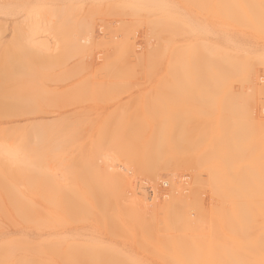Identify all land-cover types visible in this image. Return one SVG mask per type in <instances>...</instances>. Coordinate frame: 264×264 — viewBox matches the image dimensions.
<instances>
[{
  "label": "rangeland",
  "instance_id": "1",
  "mask_svg": "<svg viewBox=\"0 0 264 264\" xmlns=\"http://www.w3.org/2000/svg\"><path fill=\"white\" fill-rule=\"evenodd\" d=\"M246 4L252 6L251 2ZM221 5V0H0V80H3L0 81V146L2 150L8 148H5L8 152L11 149V157L5 152L4 159L9 156L7 160H3L4 152L0 150V205L5 206H0L2 236L22 231L26 242L32 244L36 239L41 240L39 234H55L59 239L80 231L84 235L80 237L82 240L96 236L147 263L163 264L147 248L158 242L157 236L170 232L164 220L176 199L187 201L201 196V205L204 204V209L198 211L204 212L201 216L197 215L194 201H187L191 202L188 220H193L198 228L210 231L213 222L220 227L218 231L227 227L210 212V207H215L222 198L217 187L227 188L224 201L230 204L239 196L236 184L244 183L254 189L256 169L264 166L263 155L257 154L258 141H264V31L256 33L235 21L225 22L228 20L221 16ZM225 29L234 37L219 42L216 39ZM209 56H215L225 68L221 81L210 86L206 84ZM20 63L29 66L27 72L26 66L21 68ZM187 69L189 73L185 75L183 71ZM251 77L256 85L246 91L244 84ZM26 93L32 96L29 98ZM246 94L249 102L244 100ZM23 95L26 100L21 101L25 98ZM201 119H208L214 128L224 124L222 142L227 149L233 148L231 163L223 164V179L220 172L213 178L220 170L218 165L209 166L208 170L195 162L193 146L183 139L184 135L199 131L195 124ZM169 136L178 139L170 138L168 144ZM243 139L245 143L239 145ZM234 140L239 145L235 148L230 145ZM190 142L197 144L200 139L194 136ZM31 151L37 153L32 156L35 160L30 159ZM212 157L217 160L220 154L214 151ZM20 160L26 161L23 164ZM27 160L33 161L29 165ZM63 173L68 175L64 177ZM106 189L111 191L114 200L124 205L114 206L118 211L125 214L131 210L130 215L138 217L139 222H153L152 233L142 231L132 236L125 227L120 234L112 235L100 221L92 218L76 221L81 213L79 203L87 200L98 203L103 200ZM126 205L132 209H122ZM257 234L262 235L260 240L264 242V224ZM231 242L234 244L235 240ZM54 243L58 252L66 244L61 240ZM21 254L19 248L12 251L17 258Z\"/></svg>",
  "mask_w": 264,
  "mask_h": 264
},
{
  "label": "bare ground",
  "instance_id": "2",
  "mask_svg": "<svg viewBox=\"0 0 264 264\" xmlns=\"http://www.w3.org/2000/svg\"><path fill=\"white\" fill-rule=\"evenodd\" d=\"M199 1V0H198ZM208 0H205V2ZM218 1V0H217ZM222 1V5H221V16L223 18V20H228L225 22H230V21H235L236 23H239V25L242 26H246L251 28L252 30H254L256 33H260L262 31H264V0H221ZM189 2V1H188ZM246 2H251L250 6H247ZM190 3V2H189ZM126 4V2H125ZM212 7V6H211ZM61 13V12H60ZM212 13V10H211ZM37 14V13H36ZM194 14V13H193ZM220 14V13H219ZM197 15V13H196ZM199 15V14H198ZM197 15V17H198ZM203 15V14H202ZM210 15V13H209ZM218 15V14H217ZM216 15V16H217ZM35 17V16H34ZM29 18V17H28ZM34 20V18H33ZM37 20V19H36ZM39 23V22H38ZM97 24V23H96ZM200 24V23H199ZM204 24V22H203ZM43 25V24H42ZM31 26V25H30ZM228 26V25H227ZM26 27V26H25ZM35 27V26H34ZM198 27V26H197ZM196 27V28H197ZM200 27V26H199ZM203 27V26H202ZM208 27V26H207ZM194 28V27H193ZM192 30V29H191ZM205 30V29H204ZM214 31V30H213ZM224 32L219 33L218 38L216 40H224V42L228 39H231L234 37L233 33H231V31L228 30H223ZM22 32V31H21ZM212 32V31H211ZM236 33V32H235ZM122 34V33H121ZM27 36V34H25ZM36 35V34H35ZM29 37V36H28ZM118 37V36H117ZM30 39V38H29ZM28 40V39H27ZM20 41V40H19ZM26 41V40H25ZM32 41V40H31ZM16 42V41H15ZM206 42V41H205ZM220 42V41H219ZM24 43V42H23ZM208 44V43H207ZM20 45V44H19ZM33 45V44H32ZM42 45V43H41ZM195 45V44H194ZM17 47L18 44L16 45ZM30 47V45H28ZM163 46V45H162ZM196 46V45H195ZM203 46V44H202ZM10 47V46H9ZM22 47V46H21ZM33 46L30 47V49ZM111 47V46H110ZM232 47V46H231ZM8 48V47H7ZM43 48V47H42ZM160 48V47H158ZM190 48H192L190 46ZM200 48V47H199ZM216 48V46H213V49ZM218 48V45H217ZM28 49V48H27ZM32 49H35L34 47ZM37 49V48H36ZM45 49V48H44ZM198 49V48H197ZM206 49V48H205ZM211 49V50H213ZM4 50V49H2ZM7 50V49H6ZM10 50V49H9ZM38 50V49H37ZM36 50V51H37ZM42 50V49H40ZM238 50V49H236ZM27 51V50H26ZM31 51V50H30ZM3 52V51H2ZM14 51H12L13 53ZM18 52V51H17ZM39 52V51H37ZM44 52V51H43ZM178 52V51H177ZM5 52H3L4 54ZM35 53V52H34ZM15 54V53H14ZM41 54V52H40ZM43 54V53H42ZM13 56V54H12ZM26 56L28 57V54H26ZM25 56V57H26ZM220 56V54H219ZM229 57V56H228ZM232 57V56H231ZM15 58V57H14ZM17 58V56H16ZM37 58V57H36ZM39 58V56H38ZM44 58V57H43ZM155 58V57H154ZM175 58V57H174ZM173 58V59H174ZM13 59V58H12ZM23 59V58H22ZM33 59V58H32ZM177 59V57H176ZM20 60V59H19ZM34 60V59H33ZM38 62L39 59H36ZM45 60V59H44ZM175 60V59H174ZM173 60V61H174ZM4 61V60H3ZM15 60H13L14 62ZM92 61V60H91ZM184 61V60H183ZM12 62V64H13ZM16 62V61H15ZM41 62V61H40ZM43 62V60H42ZM41 62V63H42ZM172 62V61H171ZM219 61L217 60V58H215V56H209L208 60H207V67L209 70L207 71L206 76L209 78L208 79V83H206L207 85H209L210 83L216 84L217 82L221 81L220 75L224 72L225 68H223L224 66H222L221 64L218 63ZM2 63V62H1ZM0 63V64H1ZM32 63V62H31ZM29 64L30 66L32 64ZM34 63V61H33ZM44 63V62H43ZM138 63V62H137ZM136 63V64H137ZM18 64V63H17ZM24 64V63H23ZM35 64V63H34ZM185 66L186 64L183 63ZM222 64L224 65V62H222ZM4 65V64H2ZM15 65V63H14ZM20 67H25L24 65L22 66V64H19ZM40 65V63H39ZM94 65V64H93ZM9 66V64H8ZM12 66V65H11ZM18 66V65H17ZM33 66V65H32ZM204 66V65H203ZM2 67V66H1ZM26 66V72L28 71ZM8 68V67H6ZM10 68V67H9ZM38 68V67H37ZM40 68V67H39ZM214 68V69H213ZM30 69V68H29ZM238 69V67H237ZM211 70V71H210ZM3 71H5L3 69ZM19 71L24 72V70L22 71L21 69H19ZM18 71V72H19ZM30 72H32L31 70H29ZM35 71V68L34 70ZM183 71V70H182ZM12 72V71H11ZM186 74H188V69L183 71ZM210 72L214 73L213 77L210 76ZM1 73V72H0ZM4 72H2L3 74ZM7 73L10 74V72L7 71ZM29 73V72H28ZM192 74V73H191ZM5 75V74H4ZM2 75V77L4 76ZM22 75V74H21ZM25 75V72H24ZM28 75V74H27ZM228 75V73H227ZM6 77V75L4 76ZM3 77V78H4ZM12 77V76H10ZM164 77V76H163ZM166 77V76H165ZM198 79H200L198 77V75L196 76ZM206 77V78H207ZM229 77V76H227ZM1 78V76H0ZM7 78H8V74H7ZM13 78V77H12ZM34 78V77H33ZM220 78V79H219ZM254 77H251V79L249 81H246V83L244 84V90L249 91L252 88L255 87V79H252ZM256 78V77H255ZM196 79V78H195ZM13 80V79H12ZM18 80V79H16ZM31 80V79H30ZM29 80V81H30ZM226 80V79H224ZM1 81V80H0ZM3 81V80H2ZM1 81V82H2ZM7 81V79L5 80ZM22 81V80H21ZM27 81V80H26ZM32 81V80H31ZM210 81V82H209ZM19 83V81H17ZM39 82V81H38ZM159 83V81H158ZM183 83V82H182ZM8 84V83H7ZM13 84V83H12ZM11 84V85H12ZM17 84V83H16ZM1 85V84H0ZM21 86V85H20ZM210 86V85H209ZM18 87V86H17ZM24 87V85H23ZM222 87V86H221ZM2 88L3 85H2ZM189 88V87H188ZM191 88V87H190ZM229 88V87H227ZM12 89V88H11ZM14 89V88H13ZM29 89V88H28ZM189 90V89H188ZM221 91L223 90L222 88L220 89ZM14 91V90H12ZM26 91V90H25ZM28 91V90H27ZM220 91V92H221ZM3 92V91H2ZM9 92V91H8ZM33 92V90H32ZM14 93V92H13ZM18 93L19 89H18ZM9 94V93H8ZM34 94V93H33ZM13 95V94H12ZM26 95H28L26 93ZM26 95H23V97H25ZM32 96V94H29ZM28 95V96H29ZM8 96V95H7ZM29 96V98L31 97ZM247 94L244 96V100H246L247 102H249L248 97H246ZM16 97V96H15ZM20 98V96H18ZM9 98V97H8ZM34 98V97H33ZM196 98V97H195ZM199 98V97H198ZM221 98V97H220ZM4 99V98H2ZM14 101V98H12ZM18 99V98H16ZM26 100V97L21 99L22 100ZM158 99V98H157ZM1 100V99H0ZM5 100V99H4ZM31 101L33 100L32 98L30 99ZM35 100V98H34ZM33 100V102H34ZM161 100V99H160ZM12 101V102H13ZM31 101H28V103H30ZM24 102V101H23ZM136 102V101H135ZM153 102V101H152ZM156 102V101H155ZM161 102V101H160ZM222 102V101H221ZM246 102V103H247ZM11 103V102H10ZM22 103V102H21ZM159 103V102H158ZM166 103V102H165ZM182 103V102H181ZM180 103V104H181ZM197 103V102H196ZM195 103V105H196ZM1 104V103H0ZM13 104V103H12ZM17 104V103H16ZM33 104V103H31ZM30 104V105H31ZM153 104V103H152ZM157 104V103H156ZM164 104V103H162ZM168 104V103H167ZM223 104V102H222ZM5 105V104H4ZM21 105V104H20ZM160 105V104H159ZM228 105V104H227ZM7 106V104H6ZM5 106V107H6ZM176 106V105H175ZM186 106V105H185ZM1 107V106H0ZM12 107V106H10ZM177 107V106H176ZM195 107V106H194ZM206 107V106H205ZM16 108V107H14ZM29 108V107H28ZM189 108V107H188ZM186 108V109H188ZM208 108V107H207ZM224 108V107H223ZM8 109H10L8 107ZM175 109V108H174ZM220 109H222V106H220ZM11 110V109H10ZM8 110V111H10ZM182 110V109H181ZM193 110V109H192ZM207 110V109H206ZM210 110V109H208ZM216 110V109H215ZM2 111V110H1ZM125 111V110H124ZM264 111V110H263ZM7 112V111H6ZM141 112V111H140ZM187 112V111H186ZM191 112V111H190ZM124 113V112H123ZM169 113V112H168ZM209 113H212L211 111ZM122 114V113H121ZM120 114V115H121ZM160 114V112H159ZM170 114V113H169ZM217 115V114H215ZM215 115H213L215 117ZM191 116V115H190ZM197 116V115H196ZM185 117V116H184ZM127 118V117H126ZM148 118H151L150 116ZM187 118V117H186ZM185 118V119H186ZM134 119L131 120V122H133ZM138 120V119H136ZM154 120V119H153ZM164 122V121H163ZM177 122V121H176ZM182 122V121H181ZM178 124V123H177ZM180 124V123H179ZM218 124V122H217ZM173 125V124H172ZM193 125V124H191ZM129 126V125H128ZM188 126V125H187ZM125 127V126H124ZM146 127V126H145ZM189 127V126H188ZM123 128V126L121 127ZM195 128H200L199 131H197L194 134H189V135H184L183 139L184 141L188 142L191 144V146H193V159L195 162H200L202 163V165L204 167H207V169L209 168V166L212 165H218L217 169H220L217 174L215 175V177H213L214 179L217 177V175L219 174V172L221 173V177L223 179V177H225V166L223 164L225 163H231L232 160V153L231 151L233 150V148H228L227 146L224 145V137L222 134V132L224 131V124H220L217 125L215 128L212 127V122L208 121V119H201L198 122H196L195 124ZM189 129V128H188ZM6 130V129H5ZM63 130V129H62ZM160 130V129H159ZM171 130V129H170ZM34 131V130H33ZM42 131V130H41ZM46 131V129H45ZM56 131V130H55ZM61 131V130H60ZM128 131V130H127ZM143 131V130H142ZM188 131V130H187ZM200 131L202 133H200ZM5 132V131H4ZM3 132V133H4ZM40 132V131H39ZM44 132V131H43ZM48 132V131H47ZM169 132V131H168ZM0 133H2V131L0 130ZM8 133H12V130H8ZM7 133V134H8ZM45 133V132H44ZM71 133V132H70ZM156 133V132H155ZM180 133V132H179ZM4 134V135H7ZM162 134V133H161ZM32 135V134H31ZM48 135V134H47ZM156 135V134H155ZM154 135V136H155ZM17 136V135H16ZM194 136H198L200 139V143H194V142H190ZM7 137V136H6ZM19 137V136H18ZM46 137V136H45ZM43 137V138H45ZM67 137V136H66ZM176 137V136H175ZM43 138L42 141H43ZM98 138V137H97ZM100 138V137H99ZM170 138H174V137H170L168 138V144L171 142ZM39 139V138H38ZM68 139V137H67ZM178 138H174V141H176ZM242 139V138H241ZM16 140V139H15ZM92 140V139H91ZM109 140V139H108ZM156 140V139H155ZM19 141V140H18ZM41 141V140H40ZM58 141V140H56ZM96 141V140H95ZM223 141V142H222ZM64 142V141H63ZM97 142V141H96ZM110 142V140H109ZM238 142V141H237ZM249 142V141H248ZM258 149L259 151H257V154L263 155L264 157V141H258ZM95 143V142H94ZM103 143V142H102ZM105 143V142H104ZM233 145L230 144L231 146H233L234 148L239 146L241 143V145H243L244 139L239 141V145L236 144L235 140L232 141ZM33 143H31L32 145ZM119 144V143H118ZM30 145V144H29ZM28 145V146H29ZM48 145V144H47ZM63 145V144H62ZM61 145V147H62ZM137 145V144H136ZM5 146V145H4ZM16 146V145H15ZM46 146V145H45ZM50 146V145H49ZM99 146V145H98ZM167 146V145H166ZM244 146H249V145H244ZM2 147V145L0 146ZM21 147V146H20ZM32 147V146H31ZM34 147V146H33ZM41 147V146H40ZM57 147V146H56ZM65 147V146H64ZM251 147V146H250ZM253 147V146H252ZM251 147V148H252ZM6 148V147H5ZM4 150H8V148H6ZM47 148V147H46ZM2 148H0V150H2ZM19 151L22 148H17ZM33 149V148H32ZM39 149V148H38ZM43 149V147H42ZM52 149V148H50ZM55 149V148H54ZM94 148L92 147V150ZM115 149V148H114ZM2 150L4 153L7 152L9 153L11 149H9V152L6 150L4 151ZM17 150V151H18ZM44 150V149H43ZM58 150V149H57ZM173 150V149H172ZM23 151V150H22ZM25 151V150H24ZM23 151V152H24ZM33 151V150H32ZM31 151V152H32ZM36 151H37V147H36ZM45 151V150H44ZM48 153L51 151L47 150ZM91 151V150H90ZM89 151V152H90ZM95 151V150H93ZM215 151L216 154H220V158H217V160H214V157H212V153ZM12 152V151H11ZM23 152H20L23 154ZM27 152V151H26ZM52 152V151H51ZM112 152V151H111ZM121 152V151H120ZM171 152V151H170ZM254 153H256V151L253 150ZM3 153V160H7L4 159V155H6L7 153L4 154ZM28 153V152H27ZM33 154L30 156V159H33L32 156L34 157V153H36L35 151L32 152ZM38 153V151H37ZM37 153L35 155H37ZM64 153V152H63ZM2 154V153H0ZM21 154V155H22ZM26 154V153H25ZM52 154V153H51ZM57 154V153H56ZM230 154V155H229ZM240 155V153H238ZM237 154V155H238ZM10 155V153L8 154ZM42 155V153H41ZM55 156V155H52ZM93 156V155H92ZM11 157V155H10ZM14 157V156H13ZM28 157V156H27ZM26 157V159H27ZM228 158L230 159L229 162L227 161ZM20 159V158H19ZM18 159V160H19ZM36 159V158H35ZM33 159V160H35ZM216 159V158H215ZM17 160V159H16ZM32 160V161H33ZM219 160V161H218ZM263 160V159H262ZM0 161L1 157H0ZM22 160L19 161V163ZM26 161V160H25ZM21 162L24 164V162ZM29 161V160H27ZM31 161V162H32ZM37 161V160H36ZM35 161V162H36ZM68 161V160H67ZM90 161V160H88ZM86 160V162H88ZM92 161V160H91ZM13 162V161H12ZM30 161L28 162L29 165L31 163ZM173 162V161H172ZM8 163V162H7ZM92 163V162H91ZM171 163V162H170ZM217 163V164H216ZM1 164V163H0ZM4 164V163H3ZM2 164V165H3ZM12 164V163H11ZM27 164V162H26ZM63 164V163H62ZM78 164V163H77ZM97 164V163H96ZM9 165V163H8ZM28 165V166H29ZM33 165V164H31ZM34 165H36V163H34ZM30 166V167H34L35 166ZM38 165V164H37ZM84 165V164H83ZM18 166V165H17ZM16 166V167H17ZM39 166V165H38ZM80 166V164H79ZM4 167V165H3ZM1 167V168H3ZM73 167V168H72ZM70 171L74 170L75 166H72ZM83 167V166H82ZM221 167L223 169H221ZM236 167V166H235ZM23 168V167H20ZM78 168V167H77ZM85 168V167H84ZM239 168V167H238ZM7 169V168H6ZM12 169V168H11ZM19 169V168H18ZM27 169V168H26ZM41 169V167H40ZM47 169V168H46ZM81 169V167H80ZM108 169V168H107ZM8 170V169H7ZM28 170V169H27ZM26 170V171H27ZM36 170V169H35ZM64 170V169H62ZM68 170V169H67ZM209 170V169H208ZM232 173L234 172V169H231ZM16 171V170H15ZM14 171V172H15ZM21 171V170H20ZM23 171H25L23 169ZM109 171V170H108ZM107 171V172H108ZM9 172V170H8ZM12 172V171H11ZM13 172V173H14ZM19 172V171H18ZM29 172V171H28ZM47 172V170L45 171ZM66 172V171H65ZM37 173V172H36ZM49 173V172H48ZM51 173V172H50ZM53 173V172H52ZM51 173V175H52ZM59 173V172H58ZM61 173V171H60ZM70 173V172H69ZM179 173V172H178ZM2 174V173H1ZM65 174L64 177H66L68 174L67 173H63ZM67 174V175H66ZM71 174V173H70ZM81 174V173H80ZM99 174V173H98ZM9 175V174H8ZM38 175V174H37ZM62 175V173L60 174ZM97 175V174H96ZM240 175V174H239ZM256 178H257V183L254 186V189L252 190L248 185L244 184V183H238L236 185H238L239 188V196H236V199H232L230 204H226V201H224V191L227 194V188H225L223 185H219V187H217V190L221 193H217L219 194V197L222 198L219 199L218 204L215 207H212L214 205H212L211 208V213L218 216L219 219L222 221L223 224H225L227 227H225V229L219 230L218 225L215 224L213 222V219L209 216L208 219L211 218V222H213L212 225H214L213 229H211L210 231H207L206 229H204L203 227H199L198 225L196 226V223L193 220H188V216H189V211L187 210L189 207V204L191 205V202H193L195 209L197 210V213H199L198 211L204 206V204L201 205L200 201L201 196H195V197H191L194 199L189 198V200H192L191 202H188L189 200L186 201V199L184 198H178L174 201V205H171V207L169 208V210L167 211V215H165L166 219L164 220L165 224L169 227L170 232H168L167 235H164L161 237H156L157 238V243L153 246H151V248H147V251H149L151 253V251H153L154 254L158 255L163 264H264V242H262L260 239L262 238V235H258L257 232H259L260 226L262 224H264V166H259L256 169ZM1 175V178L5 177ZM16 176V175H15ZM57 176V175H56ZM80 176V175H79ZM12 177V176H10ZM46 177V176H45ZM55 177V175H54ZM92 177V176H90ZM212 177V176H211ZM220 177V176H219ZM6 178V177H5ZM13 178V177H12ZM22 178V177H21ZM43 178V177H42ZM61 178V180L63 177H59ZM93 178V177H92ZM75 179V178H74ZM112 179V178H111ZM1 180V179H0ZM5 181V179H2ZM7 180V179H6ZM19 180H21L19 178ZM18 180V181H19ZM57 180V179H56ZM60 180V181H61ZM95 180V178H94ZM213 180V179H212ZM27 181V180H26ZM59 181V182H60ZM81 181V180H80ZM84 181V180H83ZM219 181V180H218ZM8 182V181H7ZM16 182V181H15ZM31 182V181H30ZM184 182V181H183ZM221 182V181H220ZM251 182V181H250ZM2 183V182H1ZM10 183V182H9ZM84 183V182H83ZM87 183V182H86ZM222 183V182H221ZM12 184V183H11ZM62 185H64L63 183H61ZM85 184V183H84ZM217 184V183H216ZM89 185V184H88ZM235 184H233V186H236ZM64 186H67L64 185ZM80 186V185H79ZM91 186V185H90ZM34 187V186H32ZM10 188V187H9ZM8 188V190H9ZM13 188V187H12ZM11 188V190H12ZM66 188V187H65ZM75 188H79V187H75ZM14 189V188H13ZM69 189V188H68ZM72 189V188H70ZM83 188H81L82 190ZM92 189V188H91ZM94 189V188H93ZM11 190H9L11 192ZM16 190V189H15ZM26 190V189H25ZM74 190V189H73ZM176 190V189H175ZM1 191V190H0ZM14 192V190H12ZM27 191V190H26ZM24 191V192H26ZM66 191V189H65ZM68 191V190H67ZM66 191V193H68ZM75 192H79L77 189L74 190ZM95 191V190H94ZM136 191V190H135ZM9 192V193H10ZM12 192V193H13ZM18 192V191H17ZM70 192V190H69ZM74 192V193H75ZM97 192V191H96ZM8 193V194H9ZM15 193V192H14ZM60 193V192H59ZM65 193V192H64ZM71 193V192H70ZM82 193V192H80ZM87 193V192H86ZM85 193V194H86ZM99 193V192H98ZM207 193V192H206ZM21 194V192L19 193ZM62 194V193H61ZM77 194V193H76ZM97 194V193H96ZM179 194V193H178ZM10 195V194H9ZM90 195V194H89ZM13 196V195H12ZM16 196V195H14ZM141 196V195H140ZM229 196V195H228ZM233 196V195H232ZM181 197V196H180ZM184 197V196H183ZM186 197V196H185ZM197 197V199H195ZM14 198V197H12ZM18 198V196L16 197ZM15 198V199H16ZM92 198V197H91ZM131 198V197H130ZM128 197V199H130ZM199 198V200H198ZM231 198V197H230ZM229 198V200H231ZM132 199V198H131ZM157 199V198H156ZM63 200V199H62ZM76 200V199H75ZM134 200V198H133ZM18 201L19 198H18ZM88 201V200H87ZM87 201L84 202H80L78 207L81 210V213H79V216H77L76 221L78 222H84L87 219L92 218L93 220L100 221L102 222L101 224H103L104 228H106V230L108 231V233L112 234V235H117L120 234L118 233L119 231H122V228H127L128 232L131 233V235L133 236L135 233H139L142 234V231H146L147 234H151L152 233V225L153 222H150L149 224H145L143 222H139L138 217H133L130 215V211L128 210L125 214L121 213L120 211H118L119 209L116 208L117 204L119 205H123L121 202L119 203V201L117 202L116 200H114V198H112V194L111 191L109 192L108 189L105 190L104 192V197L103 200L98 201H92L90 203H88ZM121 201V200H120ZM128 201V200H127ZM8 202V200H7ZM11 202V200H10ZM23 202V200H22ZM27 202V201H26ZM25 202V203H26ZM66 202V201H65ZM76 202V201H74ZM134 202V201H133ZM136 202V201H135ZM2 203V202H1ZM28 203V202H27ZM97 203V205H96ZM131 203V202H130ZM165 203V202H164ZM228 203V202H227ZM13 204V203H12ZM20 204V203H19ZM31 204V203H30ZM68 204V203H67ZM78 204V203H77ZM157 204V203H156ZM155 204V205H156ZM216 204V203H215ZM15 205V204H14ZM28 205V204H27ZM25 205V206H27ZM37 205V204H36ZM35 205V206H36ZM64 205V204H63ZM144 205V202H143ZM5 207L4 205H0ZM8 206V205H7ZM16 206V205H15ZM67 206V205H66ZM65 206V207H66ZM77 206V205H75ZM100 206V209H98L97 207ZM116 206V207H114ZM124 206V205H123ZM154 206V205H153ZM22 207V206H21ZM152 207V205H151ZM197 207V208H196ZM8 208V207H7ZM18 208V205H17ZM28 208V207H26ZM33 208V207H32ZM32 208L30 209L32 211ZM39 208V207H38ZM60 208V207H59ZM69 208V207H67ZM130 208V205H126L124 208ZM138 208V207H136ZM141 208V207H139ZM16 209V207H15ZM121 209V210H122ZM191 209V208H189ZM204 209V207H203ZM24 210V209H23ZM33 210H35L33 208ZM135 210V209H134ZM147 210V209H146ZM25 211V212H24ZM24 213L26 212V209L24 210ZM40 211V210H39ZM38 211V212H39ZM116 213H115V212ZM4 212V210H3ZM34 212V211H32ZM58 212V210H57ZM67 212V210H66ZM100 212V213H98ZM2 213V212H0ZM13 213V212H12ZM29 213V212H28ZM47 213V212H46ZM73 213V212H72ZM98 213V214H97ZM169 213V214H168ZM200 213H204L203 211H201ZM197 214V215H200ZM206 213V212H205ZM20 214V213H19ZM23 214V213H22ZM21 214V215H22ZM44 214V213H43ZM74 214V213H73ZM141 214V213H140ZM138 216H141V215ZM4 215V214H3ZM64 215V214H63ZM66 215V214H65ZM76 215V214H75ZM152 215V214H151ZM169 215V216H168ZM8 216V215H7ZM26 216V214H25ZM24 216V217H25ZM34 216H37L36 213L34 214ZM39 216V215H38ZM61 216V215H60ZM74 216V215H73ZM196 216V215H195ZM201 216V215H200ZM46 217H50L49 215ZM45 217V219H46ZM76 217V216H75ZM143 217V216H141ZM140 217V218H141ZM169 217L171 218V220L169 219ZM182 217V218H180ZM20 218V217H19ZM37 218V217H36ZM28 219V218H27ZM64 220V218H61V220ZM178 219H181L179 222ZM192 219V218H191ZM30 220V218H29ZM38 220V218H37ZM55 220V219H54ZM186 220V221H185ZM188 220V221H187ZM31 221V220H30ZM59 221V219L57 220ZM56 221V223H57ZM210 222V220H208ZM41 222V220L39 221V223ZM208 222V223H209ZM43 224V222H42ZM41 224V225H42ZM55 224V223H54ZM59 224V223H58ZM99 224V222H98ZM37 225V224H35ZM43 226V225H42ZM56 226H58L56 224ZM99 226V225H97ZM100 225V227H103ZM199 226L200 225L199 223ZM220 226V225H219ZM54 227V225H53ZM208 228V227H207ZM263 228V227H262ZM140 229V230H139ZM143 229V230H142ZM156 230V229H155ZM154 230V231H155ZM209 230V229H208ZM156 232V231H155ZM159 232V231H158ZM162 232V231H161ZM96 233V232H95ZM126 233V232H124ZM160 233V232H159ZM25 233L20 231L18 232V234L15 235H10V236H2V234H0V264H42L45 263L46 264H57V262H61L62 264H150L147 263L146 261L133 256V254H129L127 251H124L123 249L117 248L114 244L111 243H105L104 241H102L101 239L97 238L96 236H94L93 238H88L86 240H82L80 237L84 236L80 233V231L78 233L71 234L69 238L62 237L57 239L55 237V234L53 235H45V236H39L41 234L38 235V238H40L41 240H35L34 243L29 244L26 242V238L24 235ZM49 234V233H48ZM88 234V233H87ZM86 234V235H87ZM127 234V233H126ZM144 234V232H143ZM157 234V232H156ZM124 235L123 233L121 234V236ZM148 235V236H149ZM12 236H17L15 237V239L12 240ZM23 236V237H22ZM139 236V235H138ZM25 237V238H24ZM226 237V239H224ZM65 241V247L64 249L60 252H58L57 250V245L56 243H54V241ZM156 240V239H155ZM229 241V244L226 241ZM231 240H235L234 244L230 241ZM262 243V244H261ZM232 244V245H231ZM56 245V246H55ZM142 245V244H141ZM144 245V244H143ZM142 247V246H141ZM14 248H19L22 252L21 257H14L12 255V251ZM151 250V251H150ZM158 258V259H160Z\"/></svg>",
  "mask_w": 264,
  "mask_h": 264
}]
</instances>
